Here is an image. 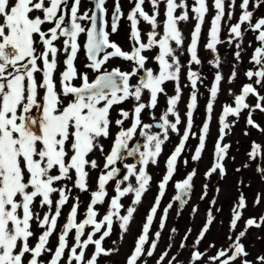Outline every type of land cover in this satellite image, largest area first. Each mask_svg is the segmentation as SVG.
Segmentation results:
<instances>
[{"label":"snow or ice","instance_id":"obj_1","mask_svg":"<svg viewBox=\"0 0 264 264\" xmlns=\"http://www.w3.org/2000/svg\"><path fill=\"white\" fill-rule=\"evenodd\" d=\"M107 2L91 0L92 8L81 14V0H72L70 5L69 0H0V264H43V255L52 252L48 246L49 238L58 230L62 210L69 204L70 211L59 230L58 245L49 264H61L66 250L67 264H98L101 256L112 254L114 250L106 249L103 242L112 234L117 221L122 233L128 231L136 212L135 205L141 203L152 180L148 166L157 163L163 145L169 140V133L180 134L178 126L182 121L177 105L182 95V69L186 68V78L192 91L185 113V128L179 144L166 161L167 171L158 185V196L127 264H138L145 254L152 257L157 248L161 235L159 231L155 233V240L149 249L145 250L150 228L166 187L173 180L178 159L190 137H196L192 129L199 95L198 84H203L205 78L193 66L202 64L198 46L210 9L208 0L193 2L191 12L196 23L187 45L190 59L185 66L180 58L184 53L185 39L179 25L189 21L187 0H148L153 9L151 15L145 11V0H133L134 7L126 16L130 22L131 51L123 50L110 40V35L118 31L125 14L120 0H114L109 32ZM162 3L165 11L160 32L157 29L160 27L158 17ZM250 5L254 9L259 8L264 5V0H241L239 19L229 26L228 38L224 41L221 39L222 22L225 18L227 21L233 19L236 0H227V12L226 0L212 2L215 15L211 19L208 41L204 47L214 54V59L209 63L218 71L209 88L206 120L196 137L199 143L192 160L198 161L205 148L213 106L224 79L219 71L221 59L217 46L225 42L234 45L237 61L241 59L244 32L257 33L256 40L260 46L255 48L250 61L256 70L249 69L245 73L253 83L245 84L240 94L235 95L234 107L225 105L222 109L220 135L215 146L216 160L206 176H211L217 170L224 173L222 161L230 146L223 141L233 127L228 117L239 118L244 110H248L247 124L259 128L251 113L255 109L264 112V96L254 86L264 88V17L254 20ZM66 9H70V15ZM141 21L151 28L146 33V41L142 36ZM38 45L42 50L38 49ZM154 49L158 51L152 60L158 70L147 66L151 61L146 53ZM82 51L87 59L84 68L88 71H82L77 64ZM61 56H64L62 70ZM115 58L130 62L131 70L123 71L120 67L109 70L110 61ZM89 72L95 76L91 77ZM236 75L233 70L229 82ZM169 81L175 83L176 94L168 97V107L156 123H144L142 113L158 107L159 97L167 95L166 84ZM146 94L148 99L145 102ZM250 95L256 97L254 106L246 102ZM126 102L132 103L130 110L122 107ZM117 109L119 118H114L113 112ZM152 119L156 120L155 115ZM126 121L131 122L130 126H125ZM153 128L160 131L153 132ZM137 137H142L144 142L139 143ZM103 140L112 141L110 151H105ZM97 152L103 156V165L92 158ZM259 156L261 146L253 143L249 157L255 160ZM126 157L138 159L137 163L123 165L127 171L121 177L117 164ZM97 169L100 170L97 187L92 191L91 172ZM257 171L264 177V167H258ZM196 174L193 170L174 185L176 195L173 201L179 202L181 209L188 203ZM133 178L135 184L131 182ZM110 182L115 184V195L109 198ZM73 189L91 193L82 220H78L80 201L79 197H73ZM129 194L133 196L132 206L125 209L121 201ZM105 203L108 208L106 214L101 216L98 206ZM211 203L215 204V200ZM255 203H261L259 195ZM247 206L246 198L241 193L232 210V230L236 229ZM172 207L173 203L170 202L164 209L161 229ZM37 208L46 211L41 215ZM122 209L125 214H121ZM192 211L195 213L197 209L193 208ZM214 219L210 210L194 248L205 238ZM262 224L264 217L259 222L255 218L247 219L245 230L239 232L229 248L221 249L216 256L210 257L213 264L217 261L219 264H233L238 258H246L248 253L241 239L246 235L247 228H259ZM33 225L42 229L34 245L31 243L36 236ZM86 228L91 231L86 233ZM73 232L74 243L70 245L69 235ZM190 233L191 229L185 235V241ZM97 234L98 238L94 239ZM229 240L233 238L229 237ZM90 245L94 246V251L86 259L85 253ZM185 246L184 243L180 245L181 248ZM168 255L167 251L162 253L157 264H172L176 258L166 261ZM203 256L204 253L199 250L193 251L189 264H197ZM257 259L264 264V256ZM242 264H251V261L243 259Z\"/></svg>","mask_w":264,"mask_h":264},{"label":"rangeland","instance_id":"obj_2","mask_svg":"<svg viewBox=\"0 0 264 264\" xmlns=\"http://www.w3.org/2000/svg\"><path fill=\"white\" fill-rule=\"evenodd\" d=\"M213 0H208L209 5V13L205 17V23L202 26L201 40L198 46V55L202 60V64L200 66H193L194 69L199 70L202 76L205 78L203 84H198L199 95L197 101V109L194 113L193 117V133L196 134V137L199 136L202 125L206 120V104L210 99L209 88L211 87L214 76L218 71L212 64L209 62L214 59V54L209 50L205 49L204 45L208 41V32L211 26V19L215 15V9L212 7ZM241 0H236V7L234 9V16L231 21L222 22L221 29V39L227 41L228 38V28L231 24H235L239 16L241 14V9L239 7ZM148 13L152 14V6L148 2L146 4ZM163 10L164 4L160 5V15L158 17V22L160 27L157 29L162 32L163 29ZM249 10L254 12V20L264 17V5H261L259 8H252L250 5ZM227 8V0H226V12ZM194 23L196 21L193 19ZM149 31L151 30L150 25L145 23ZM184 39H185V48L184 53L180 57L182 63L186 66L190 56L187 52V45L189 41V34L187 31H182ZM123 35V30L120 29V37ZM257 33L246 31L244 32V39L241 50V59L239 61L236 60L234 53L237 51L234 45H228L226 42L217 46L218 53L221 59V67L219 71L222 73L224 79L221 82V90L218 93L216 102L213 106V114L212 119H215V116L219 114L221 116L222 109L225 105L234 104L235 95H239L241 89L245 84L253 83V81L248 80L245 76V73L251 69L253 71L256 70V66L253 63H250L251 57L254 53L256 47H259L260 44L256 40ZM120 39V38H119ZM122 41V40H121ZM158 51L154 49L151 52L150 63L147 65L148 67H152L158 70V66L155 61L152 60V57L155 55V52ZM112 68L118 67L113 64ZM233 70L236 71L237 75L234 80L229 82V78ZM181 87H182V95L179 104L177 105L179 114L181 116V121L186 118L185 113L187 111V103L189 102V97L191 94V87L186 78V68L182 69L181 75ZM260 94L264 96V88H261L259 85H254ZM176 86L172 81L167 82L166 84V92L167 95H161L158 101V107L155 110H149L142 113L143 122L146 123H154L159 119L160 114L168 107L167 99L168 97L174 96L176 94ZM231 92V94H230ZM147 94L144 97L145 102L147 101ZM250 105L256 104V97L249 96L246 100ZM248 110H244L239 118L231 117L228 122L233 121V125H237L240 121L244 120L245 116H248ZM155 115L156 120L152 119V116ZM251 116L256 124L259 125V128H251L250 125L247 124V118H245V132L241 133V129L233 130L232 136H230L231 144L229 145L228 154L222 161L224 165V173L223 178L220 179L214 185V177H212L210 181V189L207 186L208 176L206 173L212 168V164L210 163L211 159L214 158L215 155V144L216 142L210 141L209 136L211 134V130L209 129L208 137L205 141V148L201 153V158L198 161L192 160V156L194 155L195 148L198 146V138L190 137L189 141L186 144L185 151L181 154L180 158L176 164V172L174 173L173 180L180 178L183 171L187 170L188 172L196 171V176L194 177V186L198 187L197 192L195 194L193 202L190 204L193 208H196L197 211L195 215H191L193 212L189 207L188 208H178L176 202L173 201L174 196L176 195V189L171 184L166 187L165 195L161 198L160 206L157 210V214L154 217L153 224L150 228L149 232V242L145 245V250L149 249L150 244L153 240H155V233L159 231L161 233L160 238L157 242V248L154 251L152 257H148L146 254L141 257L138 261V264H157L162 253L165 251L168 252L167 260H171L172 257L176 259L172 261V264H189L191 260V254L195 250H199L204 253L203 259L197 264H213L210 260V257L216 256L217 252L221 249H228L230 244L234 241L235 237L239 234V232L244 231L246 228L245 225V216L253 215V218L257 217L256 215H260L261 210L264 209V183L260 182V178H263L256 172V168L264 167V115L261 114L259 109H255L252 111ZM114 118H119L117 111L113 112ZM170 119H173L170 117ZM218 125L220 122L218 120ZM125 126H129V123H126ZM180 124L178 127H181ZM213 126V124H212ZM115 131V129H114ZM153 132H159L160 129L153 128ZM247 133V134H246ZM178 134L169 133V140L163 145V150L161 155L158 157L156 164H150L148 166V174L152 177L150 185L148 187V191L143 195L141 203L135 205L136 212L133 215V218L129 224L128 231L123 232L119 228V222L114 223L112 234L105 239L103 242V246L106 249H113L111 255L109 256H101L98 260V264H127L128 258L131 256L138 237L142 234V228L144 223L146 222V217L150 213V209L153 207L155 200L159 193L158 185L161 182L163 176L166 174V161L169 156L174 151V148L179 144L181 138L177 140ZM227 136H225L226 138ZM144 142L143 138L140 137V143ZM105 151L107 152L109 147L112 144L111 140H103ZM253 143L261 146V155L260 159L253 160L249 157V153L252 151ZM213 145V149L209 146ZM96 159L99 164L104 163L103 156L97 152L93 157ZM216 159V157L214 158ZM185 160L187 164H185ZM103 165V164H102ZM247 165V167H245ZM185 169V170H184ZM239 169V171H238ZM99 169L92 170L91 172V180L90 187L91 190H96L97 184V176L99 174ZM135 184V179L133 178L131 181ZM115 184L114 182H110L108 186L109 198L115 195ZM205 191L207 195L204 196ZM243 194L247 201V208L243 211L242 219L237 223V227L235 230H232L230 227V221L232 219V210L233 207L238 203V199L240 194ZM260 196L261 203L256 204L257 196ZM73 197H79L80 207L78 210V220H82L84 218V214L87 209V205L90 202L91 193L80 192L77 189H73ZM203 197V198H202ZM133 196L129 194L128 196L122 198V204L125 206V209L128 206H132ZM215 200V204L211 202ZM172 202L173 207L169 209L168 216L165 221V226L163 229L160 228L161 219L164 216V209L167 205ZM189 205V206H190ZM71 204L66 205L62 210V217L58 221V230L53 233V235L49 238V247L52 249V252L45 253L41 258L43 264H49V261L54 253L57 245H58V235L59 230L62 228L65 223L66 214L69 211ZM108 208V204L98 206V210L103 214H106ZM38 211L43 212L46 209H39ZM212 211L215 219L213 223L209 226L208 232L205 234V238L201 241V243L194 248L195 241L197 240L199 233L201 232L205 222L207 220V215L209 211ZM121 214H125L124 210H121ZM175 229V232H173ZM189 229H191V233L189 239L187 241L184 240L186 234H188ZM33 230L36 236L32 239L31 243L34 245L36 242V238L42 232V229L33 225ZM86 233L91 231L90 228H86ZM94 237L95 238H98ZM74 232L69 235V244L74 243ZM229 237H232L233 240H229ZM184 243L186 246L181 248L180 245ZM241 243L244 245L245 250L248 253V256L238 258L233 264H242L243 259H247L251 261V264H260V261L257 259L258 257L264 256V224L263 226L249 227L247 228L246 235L241 239ZM214 245V247H213ZM79 251V250H78ZM94 251V246H89L86 250L85 256L86 259L91 256ZM67 250L65 252V258L62 259L61 264H67ZM231 254V253H229ZM223 259V258H222ZM216 264H219L217 261Z\"/></svg>","mask_w":264,"mask_h":264},{"label":"flooded vegetation","instance_id":"obj_3","mask_svg":"<svg viewBox=\"0 0 264 264\" xmlns=\"http://www.w3.org/2000/svg\"><path fill=\"white\" fill-rule=\"evenodd\" d=\"M178 2H179V0H178ZM187 2H188V5H189V21L187 23L181 22L180 25H179V27H180L181 31L185 30V31L188 32V34L190 36L189 41H188V43H189L190 40H191V33H192V31L194 29V25H195V23H194V21L192 19L193 13L191 12V7L193 5L194 0H187ZM71 3H72V0H69V5ZM147 3H148V0H145L144 8H145V11L146 12H148L147 7H146V4ZM120 4H121V9H122V11L125 14V18H123L120 21V24H119V27H118V31L116 33L110 35V40H112L115 43H117L123 50H125V51H131V41H130V31H131V29H130V22L126 19V16H127V13L134 7V3H133V0H120ZM92 6L93 5L91 3V0H81L80 13L82 14L83 12L88 11L90 8H92ZM106 7H107L108 12H109V17H108V19H109V27H108L107 30L110 32L111 31V28H110V16H111V12L114 9V0H108V2L106 4ZM66 11H68V13L70 15V9H66ZM164 11H165V6H164V10H163V21H164ZM179 12H180V10L178 9L177 10V14H179ZM89 14H91V13L89 12ZM140 28H141V31H142V36H143V38L146 41V33L149 31L147 28H149V27L146 26L145 22L141 21ZM120 29L123 30V35H121V37H120ZM38 49H40V46L39 45H38ZM40 50H42V49H40ZM109 51H111V49H109ZM146 55H148L149 56V59H151V52L150 53H146ZM63 59H64V56H61L60 57V60H61L60 69L61 70L64 67L63 64H62ZM86 63H87V59H86V56L84 55V53L82 51L79 54L78 61H77V64L81 68L82 71H88V69L84 68V65ZM113 64H115L118 67H120L121 70H123V71H130L131 70V65H130V62H128V61H124L122 59L115 58V59H113V60L110 61V64L108 66L109 67V70H111V68H112L111 66ZM89 75L91 77H94L95 76V74L94 73H91V72H89ZM261 95L263 96V94H261ZM122 107H124L125 110H130L131 107H132V103L131 102H126ZM116 111H117V114H118V109ZM261 114L264 115V113L262 111H261ZM247 117L248 116H245L244 117V120H242L239 123H237V125H233V127H231L230 131H228V135H226L227 137L224 138L223 143L228 144V145L231 144V141H230L229 138H230V136H232L233 130L241 129V133H243V132L246 131V129L244 130V126H245V118H247ZM219 118H220V115L217 114L215 116V119H212L210 121V123H209V129L211 130V134L209 136V139H210V141L212 140V142H214V143L218 140V137L220 135V132H219L220 125H218ZM229 118L230 117H228V119ZM252 118H254V117H252ZM126 123H129V126H130V123L131 122L130 121H126L125 124ZM144 123H146V122H144ZM154 123H156V122H154ZM181 124H182V126L179 127L180 134L177 136V140L179 138H181V136L183 134V131H184V128H185V124H186V118L183 119V121L181 122ZM212 124H213V126H212ZM230 124H233V121H230ZM259 125L262 126V124H260V123H259ZM250 127L253 128V129L255 128V127H252V126H250ZM137 141L140 143V137H137ZM215 146H216V144H215ZM209 147L210 148L212 147L211 148V151H212L213 145L212 146L210 145ZM110 148H111V146L109 147L108 151H110ZM261 157H262V155H261ZM214 158H215V155H214ZM214 158L211 159V157H210V160H211L210 163L212 164V166L214 165L215 160H216ZM259 159H260V156H259ZM131 163H133V160L131 158H127L126 157L122 162H118L117 166L120 169H123L124 168V166H123L124 164H131ZM102 164H103V160H102L101 165ZM256 172L258 174H260L257 171V168H256ZM189 173L190 172H188L187 170H185V172L183 171V173L180 176V178L175 179L177 181L172 180V181L169 182V184H171V186L172 185L174 186L176 182H179V181H182L183 179H185ZM260 176H261V174H260ZM212 177H214V185H215V183H217L220 179L223 178V174H221L219 176L218 180H217V178H216V176H215L214 173L211 176H208V178H207L208 179V181H207V189H208V187L210 189V181H211ZM194 180H195V178H193V183H194ZM260 182L261 183H264V177L263 178H260ZM197 189H198V187L194 186V184H193V187H192V190H191V195H190V197L187 198L188 199V203L186 205H184L183 208H188L189 207L191 210L193 209L194 206L192 207V205H190V204L194 200V197H195V194L197 192ZM176 204H177V207H178V202H176ZM178 208H180V207H178ZM190 214L192 216L195 215L194 212H191ZM256 216L257 217H255V219L259 222L260 218L261 217H264V209L261 210V213H260L259 216L258 215H256ZM249 218H253V215L252 216H250V215L245 216V221L247 219H249ZM261 226H263V224Z\"/></svg>","mask_w":264,"mask_h":264},{"label":"water","instance_id":"obj_4","mask_svg":"<svg viewBox=\"0 0 264 264\" xmlns=\"http://www.w3.org/2000/svg\"><path fill=\"white\" fill-rule=\"evenodd\" d=\"M127 158H131L132 160H133V163H137V159L138 158H133V157H127ZM121 171H120V175H121V177L124 175V174H126V169L125 168H123V169H120ZM219 176H220V171L219 170H217V172H216V178H217V180H218V178H219ZM180 206V205H179Z\"/></svg>","mask_w":264,"mask_h":264},{"label":"bare ground","instance_id":"obj_5","mask_svg":"<svg viewBox=\"0 0 264 264\" xmlns=\"http://www.w3.org/2000/svg\"><path fill=\"white\" fill-rule=\"evenodd\" d=\"M69 211H70V209H69ZM69 211H68V212H69ZM68 212H67V214H68ZM67 214H66V217H67ZM65 220H66V218H65Z\"/></svg>","mask_w":264,"mask_h":264}]
</instances>
